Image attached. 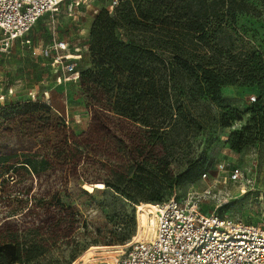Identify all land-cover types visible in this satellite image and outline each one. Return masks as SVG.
<instances>
[{
    "label": "trees",
    "instance_id": "trees-1",
    "mask_svg": "<svg viewBox=\"0 0 264 264\" xmlns=\"http://www.w3.org/2000/svg\"><path fill=\"white\" fill-rule=\"evenodd\" d=\"M258 7L245 0H120L113 13L96 16L87 64L77 70L91 115L84 133L76 135L44 103L0 107V264H31L62 243L78 249L84 237L88 245L125 244L134 231L88 233L92 217L79 198L96 194L83 186L104 185L102 194L127 203H163L168 196L158 179L173 181L169 167H193L182 183L212 167L190 161L187 147L176 155V140L247 117L228 145L242 152L264 143V54L233 40L238 17H260ZM227 87L258 96L246 110L232 109L222 96ZM200 101L220 114L199 110ZM151 206L145 212L152 219Z\"/></svg>",
    "mask_w": 264,
    "mask_h": 264
},
{
    "label": "rangeland",
    "instance_id": "rangeland-1",
    "mask_svg": "<svg viewBox=\"0 0 264 264\" xmlns=\"http://www.w3.org/2000/svg\"><path fill=\"white\" fill-rule=\"evenodd\" d=\"M245 1L258 3V9L264 13V0ZM112 3L113 0H68L54 13L43 16L26 36L15 41L9 49L1 45L3 37L0 34V107L26 101L44 103L60 112L76 135L84 133L91 122V115L80 96L78 81H65L68 75L54 62L58 57L71 55L73 58L69 62L75 64L77 70L86 66L91 26L101 11L114 12ZM120 37L123 38V32ZM233 40L249 43L264 54V14L260 17L239 16ZM55 43H64L66 50L57 51L53 48ZM222 96L230 102L232 109L244 111L258 94L255 90L227 87L222 90ZM203 109H208L215 116L220 114L217 107L200 101L199 110ZM246 119L244 117L243 122L234 123L230 128H215L184 141L183 138L176 140L179 144L175 148L176 155L187 147L190 161L196 160L199 164L205 161L212 167L205 178L202 176L194 183H182L180 180L193 168L187 162L169 167L174 173L173 181L167 184L158 179V184L165 187L161 195L168 196L163 203H127L116 198L112 191L102 194L104 185L90 187L84 184V190L95 191L96 194L94 200L83 196L79 198L82 209L92 217L88 233L107 238L113 232L119 234L132 230L133 235L123 245H88L86 237L81 239L78 249L72 244L62 243L31 264L115 263L121 251L153 237L154 220L146 216V207L158 206L171 199L197 206L205 214L216 213L264 227V143L242 152L233 151L228 145L230 134L240 130ZM235 170L241 173L238 180L232 176ZM174 185L173 190L167 189ZM149 193L146 191L140 195L149 197ZM106 214L111 216L110 220H107Z\"/></svg>",
    "mask_w": 264,
    "mask_h": 264
},
{
    "label": "built area",
    "instance_id": "built-area-1",
    "mask_svg": "<svg viewBox=\"0 0 264 264\" xmlns=\"http://www.w3.org/2000/svg\"><path fill=\"white\" fill-rule=\"evenodd\" d=\"M66 1L0 0L1 45L9 49L43 16L54 13ZM119 2L113 0L112 7ZM53 48L66 50L64 43H55ZM70 56L58 57L54 63L68 75L65 81L76 82L79 72L69 62ZM240 175V171H232L234 180ZM158 206L154 236L121 251L113 264H264V227L216 213L205 214L197 206L175 199Z\"/></svg>",
    "mask_w": 264,
    "mask_h": 264
},
{
    "label": "bare ground",
    "instance_id": "bare-ground-1",
    "mask_svg": "<svg viewBox=\"0 0 264 264\" xmlns=\"http://www.w3.org/2000/svg\"><path fill=\"white\" fill-rule=\"evenodd\" d=\"M73 57L72 56H70V59H72ZM151 210V214H152V216H153V220H154V229H155V227H156V217H157V214L159 213V211H160V207L159 206H155V205H152L151 206V208H150ZM154 234H155V232H154ZM154 236V235H153Z\"/></svg>",
    "mask_w": 264,
    "mask_h": 264
},
{
    "label": "crops",
    "instance_id": "crops-1",
    "mask_svg": "<svg viewBox=\"0 0 264 264\" xmlns=\"http://www.w3.org/2000/svg\"><path fill=\"white\" fill-rule=\"evenodd\" d=\"M101 262V261H100ZM98 264H113V262L112 263H109V262H103V263H98Z\"/></svg>",
    "mask_w": 264,
    "mask_h": 264
}]
</instances>
